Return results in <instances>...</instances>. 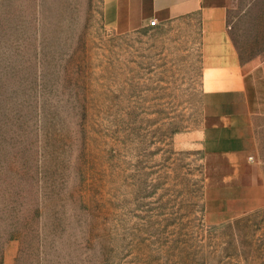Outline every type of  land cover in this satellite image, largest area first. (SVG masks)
Returning a JSON list of instances; mask_svg holds the SVG:
<instances>
[{
    "label": "rangeland",
    "instance_id": "1",
    "mask_svg": "<svg viewBox=\"0 0 264 264\" xmlns=\"http://www.w3.org/2000/svg\"><path fill=\"white\" fill-rule=\"evenodd\" d=\"M10 1L0 0V264H264V209L205 219L197 32L117 35L102 0L85 12L82 0H39L38 42L33 33L7 54L1 13L33 22L35 10ZM232 16L243 57L264 51L262 0H238Z\"/></svg>",
    "mask_w": 264,
    "mask_h": 264
},
{
    "label": "crops",
    "instance_id": "2",
    "mask_svg": "<svg viewBox=\"0 0 264 264\" xmlns=\"http://www.w3.org/2000/svg\"><path fill=\"white\" fill-rule=\"evenodd\" d=\"M12 1L13 5L19 4L18 0ZM33 2V22H27L26 15L17 22L14 9L7 10L6 15L1 13L6 19L3 29L11 36L8 49H4L7 54L17 55L20 42L23 48L31 44L33 33L38 42L39 0ZM82 3L85 12V0ZM237 3L238 0H102L104 27L117 35L172 25H184L197 32L205 219L211 225L264 209V51L243 57L234 33L239 19L232 16ZM151 20L157 21L156 27L150 26ZM255 24L258 30L260 23Z\"/></svg>",
    "mask_w": 264,
    "mask_h": 264
},
{
    "label": "built area",
    "instance_id": "3",
    "mask_svg": "<svg viewBox=\"0 0 264 264\" xmlns=\"http://www.w3.org/2000/svg\"><path fill=\"white\" fill-rule=\"evenodd\" d=\"M150 26L151 27H156L157 26V21L156 20H151L150 21Z\"/></svg>",
    "mask_w": 264,
    "mask_h": 264
}]
</instances>
